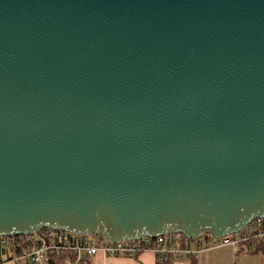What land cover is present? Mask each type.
Returning <instances> with one entry per match:
<instances>
[{"label":"water","instance_id":"1","mask_svg":"<svg viewBox=\"0 0 264 264\" xmlns=\"http://www.w3.org/2000/svg\"><path fill=\"white\" fill-rule=\"evenodd\" d=\"M259 218L264 0H0V237Z\"/></svg>","mask_w":264,"mask_h":264},{"label":"built area","instance_id":"2","mask_svg":"<svg viewBox=\"0 0 264 264\" xmlns=\"http://www.w3.org/2000/svg\"><path fill=\"white\" fill-rule=\"evenodd\" d=\"M264 242V218L253 220L244 229L223 238H215L204 232L196 238L182 234L108 242L101 235L72 234L43 230L24 236L0 237V264H55V256L66 255L72 261L67 264H90L93 257L134 259L150 252L159 263L169 256L198 259L203 253L232 247L251 246Z\"/></svg>","mask_w":264,"mask_h":264},{"label":"crops","instance_id":"3","mask_svg":"<svg viewBox=\"0 0 264 264\" xmlns=\"http://www.w3.org/2000/svg\"><path fill=\"white\" fill-rule=\"evenodd\" d=\"M90 264H161L155 254L147 252L137 258H115L97 255ZM167 264H264V247H224L203 253L198 259L170 256Z\"/></svg>","mask_w":264,"mask_h":264},{"label":"trees","instance_id":"4","mask_svg":"<svg viewBox=\"0 0 264 264\" xmlns=\"http://www.w3.org/2000/svg\"><path fill=\"white\" fill-rule=\"evenodd\" d=\"M251 246H256L258 248L264 247V242L263 243H256V244L251 245ZM169 257H168V259H169ZM55 259H56V263L55 264H67L68 262L72 261V259L69 256H66V255L55 256ZM167 263H168V260L165 263H161V264H167Z\"/></svg>","mask_w":264,"mask_h":264}]
</instances>
